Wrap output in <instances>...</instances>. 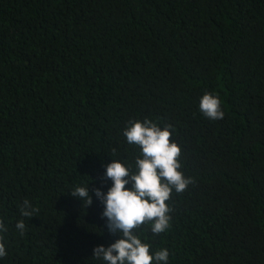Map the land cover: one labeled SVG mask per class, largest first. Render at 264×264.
<instances>
[{
    "label": "trees",
    "instance_id": "1",
    "mask_svg": "<svg viewBox=\"0 0 264 264\" xmlns=\"http://www.w3.org/2000/svg\"><path fill=\"white\" fill-rule=\"evenodd\" d=\"M205 92L223 119L200 112ZM145 118L172 126L194 181L166 232L135 230L150 254L264 264V0H0V264H105L94 248L121 236L95 190L113 160L136 170L123 130Z\"/></svg>",
    "mask_w": 264,
    "mask_h": 264
},
{
    "label": "clouds",
    "instance_id": "2",
    "mask_svg": "<svg viewBox=\"0 0 264 264\" xmlns=\"http://www.w3.org/2000/svg\"><path fill=\"white\" fill-rule=\"evenodd\" d=\"M200 112L207 118H224L222 102L218 95L205 92L200 100ZM172 126L161 128L156 122L145 118L143 121H130L123 130L127 143L141 149L135 159V171L120 160H113L106 166L105 178L113 183L107 194L101 189L95 195L104 205L102 217L107 218L112 233L121 238L108 247L94 248L93 258L105 264H168L169 251L157 250L150 254V245L143 243L136 234L137 229L147 224L154 235L166 232L171 226V207L166 201L171 199L173 190L184 192L192 184L193 178L186 177L180 170L181 147L170 140ZM115 154V149L113 150ZM132 184L131 188L126 185ZM71 195L81 199L85 206L93 203L90 188L77 186ZM39 211L31 202L24 200L20 207L23 217H33ZM21 235L26 230L24 220L16 224ZM0 232H7L0 220ZM7 255L3 238L0 237V258Z\"/></svg>",
    "mask_w": 264,
    "mask_h": 264
}]
</instances>
